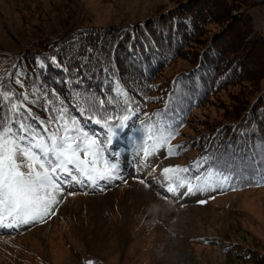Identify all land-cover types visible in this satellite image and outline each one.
<instances>
[{
  "label": "rangeland",
  "instance_id": "374dc122",
  "mask_svg": "<svg viewBox=\"0 0 264 264\" xmlns=\"http://www.w3.org/2000/svg\"><path fill=\"white\" fill-rule=\"evenodd\" d=\"M196 2L203 24L179 47L178 58L155 75L156 83L191 70L193 58L220 37L230 54L245 57V74L206 96L179 126L154 104L116 129L79 122L89 137L101 142L104 155L118 162L117 178L95 184L86 179L62 182L61 188L71 191L56 198L46 218L11 227L5 219L0 224L7 229L0 232V264H264V185L238 187L240 165L225 168V158L218 155L210 170L229 179L214 176L200 190L187 191L189 183H201L208 173L201 165V150L210 135L232 119L231 108L242 112L264 90V39L251 32L252 24L264 34V4L247 6V19L231 0H0V85L26 91V85L15 83L20 70L12 71L26 72L21 60L26 53L45 54L37 43L50 45L81 29H130ZM168 18L167 24L174 23L173 16ZM114 92L123 98L119 86ZM27 94L29 102L34 100V93ZM146 116L147 123H138ZM61 123L44 122L49 132ZM259 159L264 162V148ZM177 166L187 171L180 179H166L163 170Z\"/></svg>",
  "mask_w": 264,
  "mask_h": 264
},
{
  "label": "trees",
  "instance_id": "16d2710c",
  "mask_svg": "<svg viewBox=\"0 0 264 264\" xmlns=\"http://www.w3.org/2000/svg\"><path fill=\"white\" fill-rule=\"evenodd\" d=\"M231 1L251 19L246 8L248 4L242 0ZM199 4L178 7L152 22H143L130 29H81L60 35L50 45L45 41L37 43L45 54L24 53L21 60L28 69L26 72L20 68L12 71L13 74L19 69V80L27 86L25 93L35 94L36 103L26 102L27 106L52 126L61 123L58 119L49 122L50 118L58 116L55 109L63 108L66 120H100L101 124L115 128L119 126L117 117L129 118L146 109L148 104H154L159 105L156 111L164 110L179 126L206 96L233 84L245 74L242 65L245 57L230 54L229 44L220 37L212 39L206 50L193 58L191 70L171 82L156 83L155 75L178 58L179 47L203 24L199 20L202 18ZM170 15L174 23L167 24ZM251 32L256 39H264V34L252 24ZM115 86L123 90V98L114 94ZM109 99L111 104L107 103ZM100 100L106 101L103 108ZM230 114L233 117L224 129L210 135L209 145L201 150L204 156L201 165L209 172L219 155L220 159L225 158V168L240 165L242 176L235 180L238 187L264 185V162L260 163L259 159L264 148V90L246 103L242 112L231 108ZM148 119L146 116L138 123H147ZM210 171L215 173V170Z\"/></svg>",
  "mask_w": 264,
  "mask_h": 264
},
{
  "label": "snow or ice",
  "instance_id": "6c2138e0",
  "mask_svg": "<svg viewBox=\"0 0 264 264\" xmlns=\"http://www.w3.org/2000/svg\"><path fill=\"white\" fill-rule=\"evenodd\" d=\"M15 83L24 87L19 79ZM26 102H29L27 93H16L0 85V113H3L0 115V224L7 219L9 227L47 215L57 203L56 195L61 191L62 182L82 183L86 179L95 184L98 180L117 178L119 172L118 162L104 155L101 142L89 137L75 118L65 119V109H55L58 116L50 118L49 122L58 119L62 123L56 132H49ZM30 102L36 103L35 100ZM99 103L103 108L106 101ZM127 119V116L117 117L119 126L123 127ZM29 121L35 122L37 127ZM100 122L96 120L97 124ZM39 129L47 134L41 135ZM106 141L110 143L111 136L106 137ZM164 142L167 143V139ZM81 153L90 159H82ZM169 154H173L171 148ZM163 171L165 178L172 180L180 179L179 174L187 169L177 166ZM214 176L229 179L222 172L209 171L201 183L187 185L188 193L200 190Z\"/></svg>",
  "mask_w": 264,
  "mask_h": 264
},
{
  "label": "bare ground",
  "instance_id": "6f19581e",
  "mask_svg": "<svg viewBox=\"0 0 264 264\" xmlns=\"http://www.w3.org/2000/svg\"><path fill=\"white\" fill-rule=\"evenodd\" d=\"M245 2L247 3L246 0H245ZM123 178H124V177H123ZM119 179H120V178H119ZM124 181H125V180H124ZM71 188H72V187H71ZM77 188H78V187H77ZM68 191H71V189H70V188H67V189L65 188V190H64V188L62 187V188H61V191L57 193L56 198H58V197L61 198V197H62L63 195H65ZM52 208H53V205L51 206V210H50V212L52 211ZM50 212H49V213H50ZM49 213H48V214H49ZM48 214H47V215H48ZM47 215L43 216V218H46ZM174 221H175V220H174ZM5 231H7V229H5V228H3L2 226H0V232H5ZM173 248H174V247H173ZM173 248H172V249H173Z\"/></svg>",
  "mask_w": 264,
  "mask_h": 264
},
{
  "label": "built area",
  "instance_id": "2783aa9c",
  "mask_svg": "<svg viewBox=\"0 0 264 264\" xmlns=\"http://www.w3.org/2000/svg\"><path fill=\"white\" fill-rule=\"evenodd\" d=\"M248 5L264 4V0H246Z\"/></svg>",
  "mask_w": 264,
  "mask_h": 264
}]
</instances>
